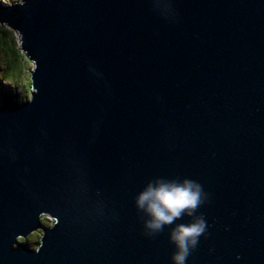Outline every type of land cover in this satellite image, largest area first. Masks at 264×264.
Masks as SVG:
<instances>
[{
    "label": "water",
    "instance_id": "1",
    "mask_svg": "<svg viewBox=\"0 0 264 264\" xmlns=\"http://www.w3.org/2000/svg\"><path fill=\"white\" fill-rule=\"evenodd\" d=\"M0 23L32 63L0 104V264H173L194 216L184 264H264V0H23ZM185 179L193 217L146 228L138 194Z\"/></svg>",
    "mask_w": 264,
    "mask_h": 264
},
{
    "label": "clouds",
    "instance_id": "2",
    "mask_svg": "<svg viewBox=\"0 0 264 264\" xmlns=\"http://www.w3.org/2000/svg\"><path fill=\"white\" fill-rule=\"evenodd\" d=\"M4 2L8 3V0ZM18 3L22 5L23 0H18ZM200 203V186L187 179L180 182L157 181L155 185L150 183L136 199L137 207L143 209L149 217L144 222L145 227L151 230H160L163 225L174 224L183 215L193 217L194 210ZM204 229L203 219L197 216L189 223L175 224L169 233V238L176 247L171 257L173 264H184L189 248L196 244Z\"/></svg>",
    "mask_w": 264,
    "mask_h": 264
},
{
    "label": "trees",
    "instance_id": "3",
    "mask_svg": "<svg viewBox=\"0 0 264 264\" xmlns=\"http://www.w3.org/2000/svg\"><path fill=\"white\" fill-rule=\"evenodd\" d=\"M16 34L12 29L0 23V79L8 82V76L10 74L18 73L19 76H22L21 65L23 62H29L23 52L20 50L18 45V40ZM28 64V63H27ZM25 69V67H24ZM29 73V70L27 71ZM29 76L27 84L29 85ZM3 84V83H2ZM0 83V103L3 102L2 100H6L7 98H11L12 93L5 91L8 86H4ZM27 85V88H29ZM5 89V90H4ZM28 92V89H26ZM17 95L14 94V98ZM18 98V96H17ZM40 221H42V218ZM39 240V236L37 239V243ZM35 243V245L37 244ZM27 244V243H26ZM30 246V245H29Z\"/></svg>",
    "mask_w": 264,
    "mask_h": 264
},
{
    "label": "rangeland",
    "instance_id": "4",
    "mask_svg": "<svg viewBox=\"0 0 264 264\" xmlns=\"http://www.w3.org/2000/svg\"><path fill=\"white\" fill-rule=\"evenodd\" d=\"M14 1H17V0H8V3H5L4 0H0V4L7 5V4H10ZM0 65H1V63H0ZM31 66H32V63L30 61L29 62L25 61L21 65L22 73H20V74H22V76H19L18 73H14V74H10L8 76V82L0 79V83L1 84L3 83L2 85L8 86V88L6 90L5 89L4 90L12 93L11 97H13L14 94H16L18 96L19 101L22 100V98L26 97V95H28L29 88H27V85H28L27 84V81H28L27 71L31 68ZM24 67H25V69H24ZM26 89H28V92ZM41 218H42V221H44V224H43L44 226L51 224V220L48 217L42 215L40 217V219ZM40 231H41L40 229H34L31 232H29L28 234H26L24 237H22V236L17 237V240L19 241V240L26 239L27 245L35 247L36 246L35 243H37V239H38V236L40 235Z\"/></svg>",
    "mask_w": 264,
    "mask_h": 264
},
{
    "label": "bare ground",
    "instance_id": "5",
    "mask_svg": "<svg viewBox=\"0 0 264 264\" xmlns=\"http://www.w3.org/2000/svg\"><path fill=\"white\" fill-rule=\"evenodd\" d=\"M18 2V0L17 1H14V2H12V3H10V5H12V4H15V3H17ZM0 5H3V4H0ZM3 6H9V4H7V5H3ZM2 103V102H1ZM0 103V104H1Z\"/></svg>",
    "mask_w": 264,
    "mask_h": 264
}]
</instances>
